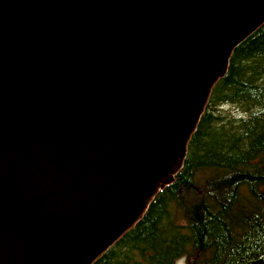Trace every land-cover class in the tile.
I'll return each mask as SVG.
<instances>
[{"label":"water","instance_id":"obj_1","mask_svg":"<svg viewBox=\"0 0 264 264\" xmlns=\"http://www.w3.org/2000/svg\"><path fill=\"white\" fill-rule=\"evenodd\" d=\"M264 0H0V264H94L175 181Z\"/></svg>","mask_w":264,"mask_h":264},{"label":"trees","instance_id":"obj_2","mask_svg":"<svg viewBox=\"0 0 264 264\" xmlns=\"http://www.w3.org/2000/svg\"><path fill=\"white\" fill-rule=\"evenodd\" d=\"M183 259L264 264V25L233 52L174 183L94 264Z\"/></svg>","mask_w":264,"mask_h":264},{"label":"rangeland","instance_id":"obj_3","mask_svg":"<svg viewBox=\"0 0 264 264\" xmlns=\"http://www.w3.org/2000/svg\"><path fill=\"white\" fill-rule=\"evenodd\" d=\"M227 113L229 115H234V116H239L240 115V112L237 108H234V107H228L227 109ZM176 264H186V260H180L178 261Z\"/></svg>","mask_w":264,"mask_h":264}]
</instances>
